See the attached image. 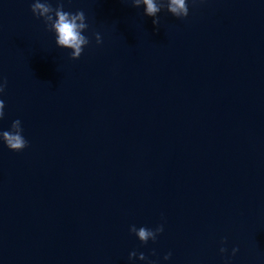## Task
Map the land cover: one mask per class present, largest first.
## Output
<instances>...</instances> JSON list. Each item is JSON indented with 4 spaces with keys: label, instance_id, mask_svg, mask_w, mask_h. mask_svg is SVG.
<instances>
[{
    "label": "water",
    "instance_id": "obj_1",
    "mask_svg": "<svg viewBox=\"0 0 264 264\" xmlns=\"http://www.w3.org/2000/svg\"><path fill=\"white\" fill-rule=\"evenodd\" d=\"M32 2L0 0V131L19 119L28 142H0V264H264V0H188L158 26L61 0L89 25L77 60Z\"/></svg>",
    "mask_w": 264,
    "mask_h": 264
},
{
    "label": "clouds",
    "instance_id": "obj_2",
    "mask_svg": "<svg viewBox=\"0 0 264 264\" xmlns=\"http://www.w3.org/2000/svg\"><path fill=\"white\" fill-rule=\"evenodd\" d=\"M128 2V0H124ZM197 0H193L196 3ZM203 3V0H199ZM131 6L139 8L144 6V16L151 17L154 26H158L160 20L158 13L166 11L172 17L184 19L189 14L188 0H130ZM30 11L32 15L41 20L44 24L45 31L51 32L55 36V46L59 49L69 50L70 59L77 60L81 57L84 49L90 44L88 36L84 33L88 30V23L85 13L82 10L69 12L64 9L61 0H57L56 7H53L50 0H33ZM95 43L99 46L102 38L99 33L94 35ZM7 87V80L0 79V96H2ZM5 102L0 99V119L4 118ZM0 142L11 152H21L27 146L28 142L24 138L23 128L19 119L14 120L9 130L0 131ZM164 231L163 224H159L155 229L140 227L137 229L135 225L129 227V233L135 235L141 245L147 244L149 241L155 242L156 238ZM222 244L225 241H221ZM221 254L227 249L221 247ZM238 248L232 249V256H235ZM154 254V253H153ZM171 253L164 256V260H168ZM133 257L144 261L146 257L143 253L137 256L135 251L129 253L128 259L131 261ZM151 264V262H149Z\"/></svg>",
    "mask_w": 264,
    "mask_h": 264
}]
</instances>
